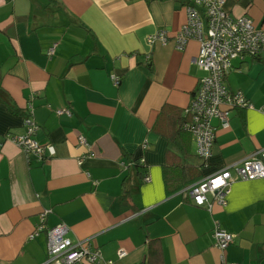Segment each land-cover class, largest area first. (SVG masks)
I'll return each mask as SVG.
<instances>
[{"label": "crops", "instance_id": "obj_1", "mask_svg": "<svg viewBox=\"0 0 264 264\" xmlns=\"http://www.w3.org/2000/svg\"><path fill=\"white\" fill-rule=\"evenodd\" d=\"M186 1L0 0V264H46V232L30 239L45 210L47 228L66 224L73 242L91 240L106 261L221 264L218 225L234 236L228 263L264 264V179L235 182L227 205L212 212L166 191L165 176L173 190L185 179L176 168L181 150L197 154L181 127L204 74L195 64L197 41L179 51L148 38L176 35ZM226 8L264 30V0H227ZM226 83L253 108L231 111L209 166L190 171L195 183L264 148V57L233 61ZM31 102L36 139L56 152L42 162L5 140L25 133ZM62 109L72 117L57 115ZM80 135L94 154L82 168ZM170 142L178 154H169ZM121 250L127 255L119 260Z\"/></svg>", "mask_w": 264, "mask_h": 264}, {"label": "built area", "instance_id": "obj_2", "mask_svg": "<svg viewBox=\"0 0 264 264\" xmlns=\"http://www.w3.org/2000/svg\"><path fill=\"white\" fill-rule=\"evenodd\" d=\"M226 4L227 0H187L185 4L187 20L176 35L172 37L166 31H159L148 38L150 45L160 43L168 46L173 42L179 51H185L191 41L199 43V54L195 64L204 75L199 80L190 105L185 110L189 117L185 129L193 135L197 155L204 161L205 168L209 166L218 129L230 128L231 111L253 108L241 91L233 92L227 86L226 78L233 61H246L248 58L264 56V30L256 28L248 16L233 17ZM53 54L54 48H51L49 55ZM111 80L114 86H120L121 78L118 75L111 76ZM261 111L264 113V107ZM56 113L59 116L72 117L69 109L57 110ZM214 122H218V126H215ZM24 127L23 135L8 134L5 140L14 143L28 159L33 157L42 162L55 156L53 145L42 144L36 139L39 129L35 122L32 102L27 105ZM2 144L0 140V148ZM78 144L86 149V154L78 160L82 168L85 160L94 154L91 144L83 135L78 137ZM149 148L148 142L141 145L142 151H148ZM137 162H144V158L134 160L132 164ZM87 177L91 179L89 173ZM261 179H264V148L240 163L202 178L181 193L195 206L206 207L212 212L214 205L220 207L227 205V197L235 182ZM144 181L149 183L150 176H145ZM209 196L213 197L212 201L208 199ZM50 214V210L40 214L39 224L30 235V239H34L40 233L46 232L48 247L46 264H120L106 261L102 252L92 246L91 240L73 242L68 237L70 230L64 223L47 228L46 220ZM213 235L216 247L221 252V264H230L226 261L225 253L233 243L234 236L218 225ZM126 255L127 253L121 250L118 253L119 260Z\"/></svg>", "mask_w": 264, "mask_h": 264}, {"label": "trees", "instance_id": "obj_3", "mask_svg": "<svg viewBox=\"0 0 264 264\" xmlns=\"http://www.w3.org/2000/svg\"><path fill=\"white\" fill-rule=\"evenodd\" d=\"M50 4L54 5V0H53V3L51 2ZM262 57H264V56H262ZM26 116H27V114H26ZM187 120H189V117L185 114V119H184V121L182 123L181 130L191 134L189 131H187L185 129V125L187 123ZM168 152H169V154H178L179 153L178 150H177L175 142H170L169 143ZM179 156H180V160L182 161L181 162L182 164L178 165L176 168H180V169H182L184 171L183 173H185V179L182 177L180 179V184L178 185V187L173 190V189H171V186H170V182L171 181H169L167 176H165L166 191L170 195L182 192L184 189L188 188L189 185L191 186V185H193V183H195L196 181L199 180V178L197 180H194V181H190L189 180L190 176H191L190 175L191 174L190 171L192 169H195L196 171H202V170L205 169L204 161L197 154H196V156H189V155L186 154V152H184V150H181V153H179ZM135 165L136 166H138V165L140 166V163L137 162V163H135Z\"/></svg>", "mask_w": 264, "mask_h": 264}, {"label": "rangeland", "instance_id": "obj_4", "mask_svg": "<svg viewBox=\"0 0 264 264\" xmlns=\"http://www.w3.org/2000/svg\"><path fill=\"white\" fill-rule=\"evenodd\" d=\"M249 59V58H248Z\"/></svg>", "mask_w": 264, "mask_h": 264}]
</instances>
